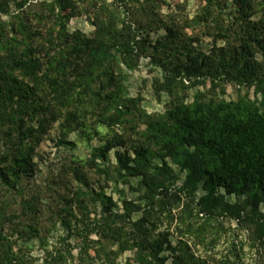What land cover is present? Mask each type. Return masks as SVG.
<instances>
[{
    "label": "trees",
    "instance_id": "16d2710c",
    "mask_svg": "<svg viewBox=\"0 0 264 264\" xmlns=\"http://www.w3.org/2000/svg\"><path fill=\"white\" fill-rule=\"evenodd\" d=\"M104 1L90 2L95 27L90 36L66 30L72 16L70 0H54L57 13L51 14L53 25L42 42L36 41L37 33L27 34L23 21L18 25L21 39L16 35L5 39L0 33V187L15 190L35 171L33 160L46 126L59 122L65 134L75 132L87 142L98 136L97 127L89 128L84 120L88 113L108 137L90 149L86 163L94 165L96 160H107L111 150L124 149L114 154L116 172L121 178H139L143 203L120 199L119 212L113 210L116 204L103 187L76 192L77 208L86 221L72 231L65 218L71 215L67 205L58 219L69 230L67 238L77 234L80 262L89 260L92 251L106 264L126 252L135 264H213L197 256L183 238L188 235L197 244L204 243L206 230L218 219L234 220L249 229L251 239L264 249V215L259 210L264 203V0H203L200 11L180 24L161 22L147 13L143 6L150 0H133L145 15V26L163 30L154 41L137 36L145 32L139 24L133 28L119 22ZM225 1L234 6L225 13L226 19ZM257 12L263 15L253 21ZM0 13H8L3 2ZM185 30L196 34L188 37ZM201 36L232 45L228 50L213 46L204 53L198 47ZM142 56L163 73V82L156 83L157 98L160 92L172 96L162 114H146L140 99L128 97L122 83L124 70L134 69ZM204 81H209V88L194 94L190 103L179 96L181 90ZM227 84L253 87L255 98L217 97L215 91L223 95ZM156 159L161 166L154 164ZM73 172L81 185L83 173L77 168ZM102 172L111 178L106 167ZM199 183L206 194L196 200ZM218 188L224 195L243 199L228 203L224 195H216ZM97 202L101 209L91 219L88 207L95 211ZM23 209L36 218L34 203L24 202ZM4 214L0 201V221L8 220ZM134 214L140 217L133 220ZM161 219L168 226L179 221L185 227L177 226L176 245L167 230L156 233ZM196 220H203L198 227ZM14 247L0 230V264H32L25 261L22 249ZM68 258L70 249L49 255L43 264H64Z\"/></svg>",
    "mask_w": 264,
    "mask_h": 264
},
{
    "label": "rangeland",
    "instance_id": "374dc122",
    "mask_svg": "<svg viewBox=\"0 0 264 264\" xmlns=\"http://www.w3.org/2000/svg\"><path fill=\"white\" fill-rule=\"evenodd\" d=\"M72 7L68 12L71 17L66 25L68 32L75 30L81 31L90 36L95 27L93 25V7L92 0H70ZM7 5L8 13H0V33L5 39L16 35L21 39V33L18 32V25L23 21L27 29V34L37 33V42H42L40 38L47 37L50 27L53 25L52 13H57L54 0H0ZM106 5L113 11L119 22H128L135 28L139 24L145 32H138V37L148 36L150 41H154L161 35L163 30L151 25L145 26V15L141 14L139 4L133 0H105ZM144 1L141 0L140 3ZM203 0H150L144 4L143 9L147 13H152L161 22H175L177 24L187 19H192L198 11L204 6ZM234 10L231 1H225L223 16ZM67 13V12H66ZM263 13L257 12L252 20L258 21ZM131 19V20H130ZM130 21V22H129ZM120 26V25H119ZM186 36L196 34V31L185 30ZM230 41H232L230 39ZM229 41V42H230ZM199 49L204 53H209L214 48L229 49L232 44L225 40H218L213 43L210 38L200 37ZM233 42V41H232ZM231 42V43H232ZM256 59L260 60L257 54ZM126 77L122 81L126 88L128 97L140 99V108L148 115L162 114L167 105L171 102L172 96L165 92H160V98H157L155 88L157 82H163V73L150 62L147 57H140L137 66L132 70H124ZM204 84L196 85L194 88L181 90L179 96H185V102L190 103L194 94L206 92L209 88V81ZM186 85V84H185ZM187 86V85H186ZM217 97L226 101L236 100L239 96H246L253 100L255 98L254 88L239 89L233 84L225 86L224 94H220L219 89L215 91ZM176 96V95H175ZM260 98V95H257ZM89 128H96L98 136L91 138L87 142L86 137H78L77 133L65 134L59 127V122L46 126L42 134V141L36 150L34 163L36 169L31 176L22 179L20 185L15 190L0 187V201L5 207V219L0 221V230L3 235L15 243L16 249H22L25 261H32V264H43L44 259L56 252L65 253L70 249L72 258H68L64 264H106L102 259L94 257L92 251L89 252V260L84 263L79 261V238L75 232L67 238L68 229L62 226L58 219V214L64 205L71 207V215L65 216L68 219L70 229L78 228L81 220H84L82 213L77 208L74 194L78 191L99 190L103 187L107 196H111L116 204L114 211L121 212V200L126 199L134 202L143 203V190L139 191V178H121V174L116 172L115 152L124 149L116 148L109 152L107 160H96L94 165L86 163L90 159V149L103 144V140L108 137V131L105 128L96 126L95 117L86 114L84 118ZM35 125V124H34ZM36 127V125H35ZM143 129V126H140ZM120 133V126L115 127ZM1 151V143H0ZM128 157L131 153L128 152ZM167 163L173 166L169 159ZM154 164L161 166V161L156 159ZM103 167L108 169L110 179L107 180L103 174ZM77 168L83 173L84 181L79 184L75 178L73 170ZM183 180V176L181 177ZM182 182V181H181ZM180 182L178 183V185ZM206 194L201 183L195 191L196 200ZM216 195H224V191L218 188ZM120 196V198H119ZM225 201L235 203L243 199L242 196L224 195ZM87 200V199H86ZM30 201L36 205V218H33L29 212L23 209V203ZM89 200L85 201L88 202ZM95 211L88 207L90 218L99 214L101 204H95ZM260 214L264 215V203L259 206ZM177 211H173L174 216ZM140 217V214H134L133 220ZM202 218V217H201ZM203 219V218H202ZM203 220H199L194 227H198ZM179 221H174L168 226L166 220L161 219V223L156 230H167L170 233L169 240L172 245L179 241L177 226ZM151 229V227H149ZM249 232H248V231ZM155 233V234H156ZM204 234L205 242L197 244L192 236L185 235L184 240L201 258L209 259L213 264H264V249L259 246V242L251 239V231L241 228L234 220L218 219L213 221L211 227ZM93 240L96 237L91 236ZM116 248H112L115 251ZM94 257V258H92ZM169 262V260L167 261ZM113 264H135L130 252H126L115 259Z\"/></svg>",
    "mask_w": 264,
    "mask_h": 264
}]
</instances>
